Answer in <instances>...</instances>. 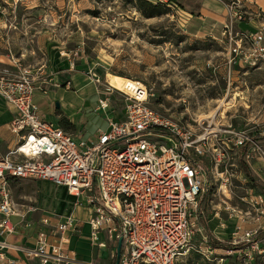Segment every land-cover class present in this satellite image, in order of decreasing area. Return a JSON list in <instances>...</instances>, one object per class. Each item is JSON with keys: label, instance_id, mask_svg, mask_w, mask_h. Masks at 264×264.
Listing matches in <instances>:
<instances>
[{"label": "rangeland", "instance_id": "rangeland-1", "mask_svg": "<svg viewBox=\"0 0 264 264\" xmlns=\"http://www.w3.org/2000/svg\"><path fill=\"white\" fill-rule=\"evenodd\" d=\"M159 1L168 13L146 17L138 0H0V59L38 74L43 65L53 74H65L55 61L61 63L63 52L81 50L84 64L75 63L85 87L77 92L58 87L45 96L54 100V112L74 118L85 116L100 97L110 98L116 115L123 116L122 96L116 90L107 93V87L126 91L128 79L144 83L152 109L189 124L195 135L204 132L210 138L208 155L199 159L204 190L211 186L203 215L213 238L235 245L243 233L264 229V193L245 176L240 150L233 143V134L240 132L258 145L255 156L245 159L254 177L264 183V143L255 140L264 136V64L259 69L236 65L228 75L223 27L232 4L244 13V23L260 9L253 0H219L226 5L225 24L195 38L183 23L186 16H177L169 0ZM199 1L187 0L185 6L196 14L192 3L197 6ZM235 22L239 31L240 21ZM52 62L55 66L49 67ZM38 107L50 113L44 101L39 100ZM10 186L19 209L27 210L22 205L30 204L26 196L32 186L18 181ZM40 200L39 207H50L43 195ZM20 219L12 218L15 223ZM192 239L191 249L177 264H264V240L256 241L258 246L248 257L244 253L248 247L230 256L222 250L205 253L210 244L202 228ZM99 253L96 262L101 264L106 256L105 251Z\"/></svg>", "mask_w": 264, "mask_h": 264}, {"label": "built area", "instance_id": "built-area-1", "mask_svg": "<svg viewBox=\"0 0 264 264\" xmlns=\"http://www.w3.org/2000/svg\"><path fill=\"white\" fill-rule=\"evenodd\" d=\"M244 17L234 4L228 7L223 27L229 49L228 75L235 72L236 65L258 68L264 64V26L237 31L235 20L242 22ZM62 56L73 68L83 53L69 51ZM18 70L0 73V97L14 110L9 128L16 135L14 148L0 154V237L14 232L12 217H26L14 201L10 182L47 180L85 199L92 227L90 241L95 247L105 250L108 242L118 244L122 236L119 264H177L201 230L197 221L204 180L199 159L208 155L210 138L204 132L195 135L189 124L152 109L147 86L130 80L126 92L106 90L122 96L123 116L116 115L110 98H100L96 111L106 114L107 127L85 139L40 113L34 98L39 74L27 66ZM233 136L238 150L247 146L246 159L260 150L248 135L235 132ZM213 151L223 156V152ZM73 226L71 217L55 223L45 217L32 248L0 241V263H76L66 235ZM254 234L245 232L235 243L250 242ZM257 244L248 246L246 256H251L248 253ZM10 249L20 251L24 260L9 258ZM223 252L230 256L241 250ZM205 253L217 254L211 246Z\"/></svg>", "mask_w": 264, "mask_h": 264}, {"label": "crops", "instance_id": "crops-1", "mask_svg": "<svg viewBox=\"0 0 264 264\" xmlns=\"http://www.w3.org/2000/svg\"><path fill=\"white\" fill-rule=\"evenodd\" d=\"M178 1L182 5H185V2H187V0ZM253 2L258 5V9H260V11L253 12L254 14H256V16H254V18H249V21H247L246 23H244L245 20L243 22H240L238 25L239 31H256L258 28L264 26V0H253ZM192 6L196 7V14H194V11L189 10L186 6L187 11L193 13V16L187 20L188 22L186 23V30H188V32L195 38H199V36H202L200 35L201 33H204L203 36L206 35L205 33H212L214 31V28L218 24H220V26L222 25L221 27H223V24H225L227 14L226 5H224L221 1L201 0L197 3L198 7L195 6V2L192 3ZM61 57V63L59 60H56L55 63L58 62L59 66H61L59 68L63 70L62 73H66L59 74L55 72V74H53L48 68L45 67L46 65L41 66L37 82L39 90H37L34 98L36 100L37 106L39 100L40 102L44 101L46 105H49V114L45 113L41 110L40 107H38L40 113L43 114V116L47 120H50L61 127L60 119L64 117L68 120L70 125L73 126L71 127V130L73 129L72 133L79 134L86 139L94 135L98 128L107 127L105 121L106 114L102 111H96L98 103H96L92 109L89 108V111L85 116L74 118L73 116L70 117L61 111L54 112L52 110L54 106V100L45 97L49 94L50 91L58 87L65 88V90L73 89L74 92H77L86 85L84 84L85 82L83 80L84 78L82 76V73L78 71L79 69L76 70V63L74 67L71 68L70 61H68V59L64 56ZM79 60L81 61L80 63L84 64L83 59ZM55 63L52 62L49 67L55 66ZM259 68L260 66L257 69ZM47 69L49 70L50 75H46L44 73ZM4 71L17 73L19 70L17 69V66L14 62L8 64L0 59V73ZM70 73L71 75H69ZM61 79H63V81ZM67 83L70 84L68 87L66 86ZM14 117V110L12 111L7 106L5 100L0 97V154L7 153L8 149L14 148L16 144V135L13 134L11 132V128H9V125ZM65 130L68 131V129ZM15 181L21 182V184L32 186L33 191H31L30 195L26 196V199L28 200V202H30V204L22 205V207L25 206V208H27V210L21 209L23 210L22 213L26 215L24 219L20 217L22 220L20 219V221H17L15 223L12 220L13 217L11 218L14 232L11 234L3 235L2 237H0V241L4 240L9 245L16 248H32L33 246H35L34 242L37 232L40 228V223L43 219H45V217L53 223L60 221V219L63 220L71 217L74 220V229L72 231H68L66 235L69 238L68 248L71 252L74 253L76 257V263L74 264H98L96 262V259L99 258V251H105L106 256V260L101 264L112 263V260L116 254V247L118 244H115L114 242H108V247L105 248V250H100L95 247L94 244L90 241V237L92 234V227H90L89 224L90 211L83 197H78L75 194L72 195L68 192L66 187H58L47 180ZM44 188H47V192L44 191ZM42 195L44 196V198L50 200V207L48 205L46 206V204H43L42 207H39L41 202L40 196ZM101 238L104 239L105 236L101 235ZM218 250L219 249H216V251ZM221 250L225 251L223 249ZM7 256L16 260H24L22 253L15 249L8 250ZM28 264L40 263L38 260H32V262H29ZM48 264L55 263L50 262Z\"/></svg>", "mask_w": 264, "mask_h": 264}, {"label": "trees", "instance_id": "trees-1", "mask_svg": "<svg viewBox=\"0 0 264 264\" xmlns=\"http://www.w3.org/2000/svg\"><path fill=\"white\" fill-rule=\"evenodd\" d=\"M138 2H139L138 8L143 11L146 17H155V15H162L168 13L166 9H163L162 3L159 0H138ZM169 3H171V5L175 7L177 16L179 17L184 15L186 16L185 17L186 19L183 20V23L184 22L187 23L188 22L187 20L193 16V13L188 12L186 6L182 5L178 0H169ZM60 125L64 129H71V127H73L64 117L60 119ZM255 140L258 143H264V136L257 137ZM246 152H247V146L240 148V154H241L240 165H242L243 172L247 177V179H250L255 184V186L259 187L262 193H264V183H261L254 177L251 166L250 164L247 163V160L245 159ZM209 183H211L210 178H209ZM210 187H211L210 184H208L206 190H203V192L201 193V197L199 198L200 211L198 212V224L204 230L206 238H208V242L212 248L219 250L223 249V250L235 251L248 247L252 242H256V241L258 242L264 240V229L255 233L253 238L250 240V242H240L235 245L232 242L218 241L215 238H213L212 232L207 224L206 217L203 215V209H202L209 196ZM111 264H116V256L113 258Z\"/></svg>", "mask_w": 264, "mask_h": 264}, {"label": "water", "instance_id": "water-1", "mask_svg": "<svg viewBox=\"0 0 264 264\" xmlns=\"http://www.w3.org/2000/svg\"><path fill=\"white\" fill-rule=\"evenodd\" d=\"M123 238H122V236H120L119 237V239H118V245H117V247H116V254H115V256H116V264H119V262H120V253H121V249H122V246H123Z\"/></svg>", "mask_w": 264, "mask_h": 264}, {"label": "bare ground", "instance_id": "bare-ground-1", "mask_svg": "<svg viewBox=\"0 0 264 264\" xmlns=\"http://www.w3.org/2000/svg\"><path fill=\"white\" fill-rule=\"evenodd\" d=\"M129 80V82H128V84H131V81H130V79H128ZM128 84H126V86H125V88L128 86ZM112 89V88H111ZM127 90V89H126ZM121 91H124V90H121ZM126 92V91H125Z\"/></svg>", "mask_w": 264, "mask_h": 264}]
</instances>
